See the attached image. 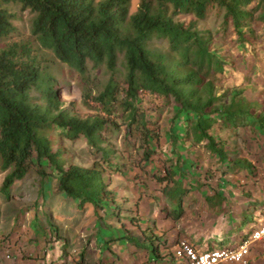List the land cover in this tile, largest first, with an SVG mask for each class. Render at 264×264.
<instances>
[{"label":"trees","instance_id":"obj_1","mask_svg":"<svg viewBox=\"0 0 264 264\" xmlns=\"http://www.w3.org/2000/svg\"><path fill=\"white\" fill-rule=\"evenodd\" d=\"M130 2L0 0L1 39L16 31L10 7L32 15L29 38L0 48L1 196L7 198L11 186L34 169L41 181L54 178L77 208L92 206L95 215L100 211L118 218L120 206L104 176L121 169L111 134L123 130V138L138 143L140 163L160 152L146 96L169 104L173 113L165 158L150 173L164 195L170 184L183 192L179 161L172 157L183 149L180 140L201 147L219 163L251 168L246 159L231 158L236 152L214 135L213 126L264 131L261 95L242 100L241 90L221 87L231 63L199 23L214 12L220 28L230 30L241 46H254L259 25L264 47V0H139L134 13ZM158 41L165 49L152 47ZM51 58L79 76L82 102L96 109L94 115L80 117L72 104L64 107L61 87L48 70ZM98 70L106 80L92 85L98 77L89 72ZM51 132L60 141L83 138L97 159L90 166L72 163L62 143L54 145Z\"/></svg>","mask_w":264,"mask_h":264},{"label":"crops","instance_id":"obj_2","mask_svg":"<svg viewBox=\"0 0 264 264\" xmlns=\"http://www.w3.org/2000/svg\"><path fill=\"white\" fill-rule=\"evenodd\" d=\"M250 131L259 141L260 152H256V157L254 152L236 156L246 159L251 164L250 169H238L228 163H219L217 158L211 157L201 147L180 140L177 145L185 144V148L173 156L179 161L180 175L177 180L181 179L184 182L181 188L182 195L178 194V190L171 184L166 187V190H169L167 196L158 185L150 187L147 194L143 190V193L137 192L138 185L133 183L129 185L125 192L132 198L130 200L135 207L131 206L127 213L130 214L132 211L135 213L137 206L138 214L143 216L140 222L133 225L129 221L131 216L126 218L127 221L122 226H125L127 235L119 232V236L114 237L115 234L112 232L111 238L122 246L115 250L109 240H104L106 244L104 247L92 243L91 240L88 244L86 242L83 248L86 237L79 236L78 244L74 247H70L67 237L58 233L53 237L54 230H57L54 222L64 216L50 200L57 198L61 206L67 203L69 208L76 205L64 197L58 186L57 193L53 196L44 185L42 193L46 202L40 201L37 204L33 202L35 205L20 202L19 198L16 201L10 200L9 196L5 198L0 195V241L7 243L0 244V264H54L60 250L66 254L65 264H87L89 252H92L93 264H112L110 257H116L117 264H171L169 251L180 238L187 239L199 249L234 244L246 232L264 223V131L250 127L230 129L222 128L218 124L213 126L214 135L226 140L228 145L235 135L241 136V141L248 140ZM229 148L233 151L235 149L233 146ZM254 148L256 150L257 145ZM206 165L210 169L212 166L216 169L221 168L223 183L218 184L215 179L210 178L211 173L204 170ZM149 179L151 180V177ZM116 199L121 201L125 198ZM116 214L117 227L125 220L120 219V212ZM14 218L19 219L21 223L18 233H10L7 229ZM136 228L140 229L139 232L134 231ZM31 229L33 231L29 232ZM43 230L47 232L41 233ZM131 235L140 242L139 244L133 242V248L127 242L128 236ZM58 239L62 242L68 241V245L64 243L61 246L60 242L57 246L55 240ZM82 248L84 250L79 258L78 252ZM95 251L97 253H94ZM6 254L10 257L6 258ZM248 259V264H264V246L255 244Z\"/></svg>","mask_w":264,"mask_h":264},{"label":"rangeland","instance_id":"obj_3","mask_svg":"<svg viewBox=\"0 0 264 264\" xmlns=\"http://www.w3.org/2000/svg\"><path fill=\"white\" fill-rule=\"evenodd\" d=\"M138 1L139 0H131L130 13L135 12ZM9 11L16 16L15 20L12 21L16 31L6 39L0 38V48L9 41H17L20 39L29 38L30 34L29 28L32 15L27 11L20 12L18 6L10 7ZM199 27L200 29L210 30L213 35L215 48L221 55L227 57L228 62L231 63V67L226 70L227 75L226 78L223 79L221 87L223 89L236 88L237 90H241L242 94L239 95V98L242 100H250L253 98H255L254 100H258L261 95L260 100H262L264 105V47L262 46L261 40L259 38L261 36L259 32L261 26L258 25L254 29L255 36L258 39V41L254 43V46L247 44L241 46L240 44H236V36L231 34L230 30L223 31L220 28V18L216 17L214 12H211L205 21L199 23ZM152 47L165 49V44L160 41L152 42ZM48 66L49 72L57 79L58 84L61 87V100L64 104V107L72 104L74 113L78 114L80 117L94 115L96 113V109L92 106L85 105L82 102L83 84L79 76L74 71L70 70L68 67L59 63L53 58H51V60L48 62ZM89 74L91 78L98 77L97 80L90 81L92 85L97 81H99L101 84H104L107 77L99 70L90 71ZM149 98V96H146L143 99V102L145 106L148 107V114L150 118L156 122L155 125L157 127L160 145L159 153L150 157L148 162L140 163L142 150L141 147L139 149L137 148L139 144L134 143L133 140L123 138V130L111 134L112 142L116 150L115 163L119 165L121 169L112 174L110 172H106L104 176L107 181L109 179V189H113L114 193H117L116 197H118V199L125 198L124 200L117 201V204L120 206L118 210V212L121 213L120 219L125 220V222L121 221V223L116 227V219L113 216L110 217L108 213H102L98 211V214L95 215L94 208L92 206H86L83 209L77 208L76 205L75 207L73 206L69 208L67 203L61 206L59 199L56 198L50 201L56 205L57 211L61 213L64 218H58L59 221L54 222L56 224L57 230H54L53 237L57 236L56 233H58L60 236L67 237L70 242V247H74V245L78 244L77 238H79V236L82 238L86 237L83 248L85 247L86 242L88 244L91 242V240L92 243L103 245L104 247L106 245L104 240L108 241L112 237V232L115 234L114 237L119 236V232H122L123 235H127V230L124 229L125 226H122L124 223H126L127 217L131 216L129 221L132 222V225L133 223L137 224L141 221L140 218L143 215L138 214L137 206L135 213H133V211L130 212V214L127 213V210L130 209L131 206L135 207V205L131 201L132 198L129 197L127 192H125V189L133 183L138 185L137 192L143 193V190L147 194L149 193V188L155 185L154 182H151L152 180L149 179L150 173L153 172L155 168H160L161 162H163V159L165 158L164 155L165 150H167V142L169 140L170 133L169 127L171 125V118L173 116L171 106L169 104L157 99L150 100ZM108 135L110 136V134ZM50 136L54 141L55 146L58 145V143H62V146L66 150L65 157L74 164L90 166L97 159V157L95 158L90 153V150L85 144L83 138L71 142L68 140L60 141L53 132L50 133ZM235 136L228 145L229 147L233 146L235 148L234 151L236 152L234 153L235 155H231V158H235V156H243L246 153L249 155V152H254V156L256 157V152H260V145L253 132H249L248 140L241 141V136ZM255 145L258 147L256 150L254 148ZM182 146L185 148V144ZM163 151L164 153H162ZM176 158L177 157L174 158L173 156V160ZM167 163L166 165L168 166ZM142 166H144V169ZM204 170H207L211 173L210 178L215 179L216 183H223V179L220 174L221 168L216 169V167L212 166L210 169V167L206 165ZM202 173L203 172L201 171L200 174ZM2 178L3 176L0 174V182ZM190 182L192 183V181ZM44 185H46V188H49V193L51 195L54 196L57 193L56 180L54 178H49L47 180L41 181L40 177L33 169L29 171L23 179L16 181L11 186L9 190V198L11 197L10 200H16L19 198L20 202H26L28 204L33 202H36L35 204H37L40 201L45 203L46 200H44V192L42 191ZM126 199L129 200L128 202L130 204L126 201ZM147 207L148 206H146V209ZM122 208H124V210ZM98 217H101L102 219ZM20 226V220L14 218L8 224L7 229H9L10 233H18V231H20ZM139 230L140 229L138 228L134 229L135 232H139ZM32 231L33 230L31 229L29 232ZM44 231L47 232L46 230H43L41 233L44 234ZM99 233L101 234L99 235ZM132 236L133 235L128 236L129 240L127 241L130 243L129 246L131 248L134 247L132 244L133 242L138 244L140 243ZM55 241L57 242V246L60 245V242L61 246L64 245V243L68 245V241L62 242L60 239ZM116 242L117 241L114 240L109 242L110 244L113 243V250H115L117 247L122 248V246ZM83 248L80 252H78L79 258L81 257V254L84 250ZM91 253L92 252L88 253V259L86 262L87 264H93L91 263L93 262ZM94 253L97 252L95 251ZM65 257L66 254L60 250L59 254H57L54 259V264H65ZM109 259H112V264H117L116 257H110Z\"/></svg>","mask_w":264,"mask_h":264},{"label":"built area","instance_id":"obj_4","mask_svg":"<svg viewBox=\"0 0 264 264\" xmlns=\"http://www.w3.org/2000/svg\"><path fill=\"white\" fill-rule=\"evenodd\" d=\"M1 243L7 244L5 241ZM255 244L264 246V223L246 232L234 244L224 247L199 249L187 239L180 238L173 244L168 255L171 264H248L250 250ZM5 257L10 256L6 254Z\"/></svg>","mask_w":264,"mask_h":264}]
</instances>
